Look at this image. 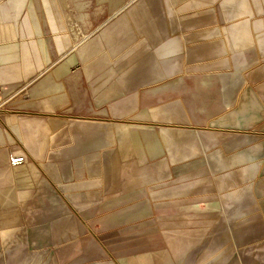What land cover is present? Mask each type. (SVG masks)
Listing matches in <instances>:
<instances>
[{"label": "rangeland", "instance_id": "rangeland-1", "mask_svg": "<svg viewBox=\"0 0 264 264\" xmlns=\"http://www.w3.org/2000/svg\"><path fill=\"white\" fill-rule=\"evenodd\" d=\"M41 1L48 11L23 10L0 35L20 51L32 33L43 67L35 83L50 79L53 91L35 98L32 85L0 84V119L22 114L17 101L74 104L83 94L88 120L100 122H87L89 138L99 125L100 143L114 141L100 161L125 167L112 197L124 217L100 215V234L74 220L86 227L83 250L78 240L68 257L43 262L264 264V0H246L248 45L237 43L231 26L243 18L225 0H122L112 10L116 0H56V15ZM119 130L131 141L121 157Z\"/></svg>", "mask_w": 264, "mask_h": 264}, {"label": "crops", "instance_id": "crops-1", "mask_svg": "<svg viewBox=\"0 0 264 264\" xmlns=\"http://www.w3.org/2000/svg\"><path fill=\"white\" fill-rule=\"evenodd\" d=\"M38 1L34 4L30 0H0V26L2 21L15 19L23 10L40 15L41 10L50 9ZM48 1L52 2L55 15L60 12L56 0ZM121 2L116 0L110 4L111 10ZM224 6L232 15L243 18L237 21L239 25L231 26L236 31L237 43L250 44L249 24L245 22L250 12L247 1L225 0ZM58 20L65 26L63 20ZM23 26L28 27L25 23ZM261 27L257 23V29ZM259 38L264 39V33ZM19 40L25 46L15 51L14 42L0 35V84L32 85L30 91L35 98L51 95L50 79L48 83H35L43 67L41 55L32 51V33ZM73 102V96L64 104L41 98L17 101L15 104L24 110L22 114L15 117L7 114L0 119V264H42L43 256L51 253H65L64 257H68L77 251L78 246H74L86 232L85 225L81 222L78 226L74 220H91L87 225L93 229V221L100 219V215L116 218L115 222L124 217L122 210H117L121 199L112 197L123 188L125 167L116 163L108 169L104 157L100 161V152L109 150L114 141L100 143L99 125L92 133L96 134L89 138L87 122H100L88 120L90 106L83 94ZM57 109L64 110V118L55 117ZM95 114L99 116L100 110ZM115 136L122 152L113 151L121 157L131 146L130 134L119 130ZM89 139L93 141L85 144ZM149 140L147 149L153 154L157 145ZM15 157H24L25 161L13 165L11 159ZM105 208L112 209V213L106 215ZM57 220L62 221L60 227ZM170 251L178 254L182 250ZM165 259L155 264H168Z\"/></svg>", "mask_w": 264, "mask_h": 264}, {"label": "built area", "instance_id": "built-area-1", "mask_svg": "<svg viewBox=\"0 0 264 264\" xmlns=\"http://www.w3.org/2000/svg\"><path fill=\"white\" fill-rule=\"evenodd\" d=\"M24 161H25L24 157H15V158L11 159V162H12L13 165H17V164L23 163Z\"/></svg>", "mask_w": 264, "mask_h": 264}, {"label": "bare ground", "instance_id": "bare-ground-1", "mask_svg": "<svg viewBox=\"0 0 264 264\" xmlns=\"http://www.w3.org/2000/svg\"><path fill=\"white\" fill-rule=\"evenodd\" d=\"M191 166V165H190Z\"/></svg>", "mask_w": 264, "mask_h": 264}]
</instances>
